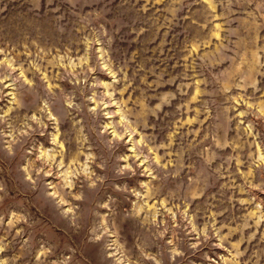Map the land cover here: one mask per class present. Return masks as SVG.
I'll return each instance as SVG.
<instances>
[{"label":"rangeland","instance_id":"obj_1","mask_svg":"<svg viewBox=\"0 0 264 264\" xmlns=\"http://www.w3.org/2000/svg\"><path fill=\"white\" fill-rule=\"evenodd\" d=\"M0 264H264V0H0Z\"/></svg>","mask_w":264,"mask_h":264}]
</instances>
